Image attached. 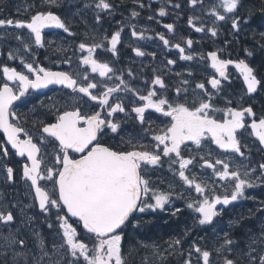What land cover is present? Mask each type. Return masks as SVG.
I'll use <instances>...</instances> for the list:
<instances>
[{
    "label": "snow or ice",
    "instance_id": "obj_1",
    "mask_svg": "<svg viewBox=\"0 0 264 264\" xmlns=\"http://www.w3.org/2000/svg\"><path fill=\"white\" fill-rule=\"evenodd\" d=\"M192 6L203 3V0H189ZM94 5L99 12L110 11L113 8L110 0H94ZM53 7H59V0H42L40 6L30 5L31 12L26 20H13L0 18V27H14L26 29L28 42L20 35L16 39L21 41L26 51H31L32 45L44 48L54 41H45L44 30L48 28L62 29L63 32L74 36L70 26L65 23L60 15L53 12ZM143 8L144 5L140 4ZM174 7L179 8L176 4ZM245 5L243 0H218L210 10V14L216 21H231V28L239 33L241 23H246L242 16L237 15ZM26 11H28L26 9ZM139 12L133 10L132 17L139 16ZM164 7L159 9V16H166ZM251 15V12H249ZM102 17L96 16L97 22ZM149 19H152L150 16ZM189 25L196 32H203V26L196 27L193 18L188 20ZM168 32L174 31L173 24H165ZM212 36L217 35V29H208ZM134 37L144 38V34L132 31ZM164 46L170 45V40L163 34H157ZM264 37V33L260 34ZM121 31H116L109 39L110 51L117 52L120 43ZM187 48L193 45L192 39H185ZM172 47L179 50L181 60H192L193 55L185 54V47L181 43H175ZM103 44L81 42L78 45L81 53L82 65L89 66L92 73H98L100 77H108L109 73H115L113 67L107 62H100L94 53ZM264 48V45H261ZM60 49H57L59 51ZM137 56H144L140 48L133 49ZM248 56L252 53L248 52ZM155 55V53H151ZM13 52L8 53V59H16ZM201 59L210 61V67L223 80H228L227 69L229 65L243 77L246 85V94L251 95L264 88V80L258 79L255 69L245 59L233 61L223 59L218 51H210ZM65 63H71L70 58ZM168 64H175V60H168ZM23 70H17L7 64L2 66L3 80L0 81V168L5 171L6 180L14 179V169L8 166L10 156H18L22 163V179L29 183L34 191V199L38 202L41 213L46 219L55 216V226L58 230L61 243L53 244V252L49 255L43 239L39 238L41 255L33 257L32 264H130L128 256L123 248V241L129 235L126 229L136 228L140 224L138 213L147 210H165L172 193L162 192L151 186L148 174L150 166L154 167L162 163V157L168 158L170 169H173L183 184L189 189H194L197 197L187 203V208L199 214V225H212L214 218L220 216L226 206L232 205L241 199H255L246 196V190L257 187V181L264 184V163L250 168L248 164L236 163L230 167L225 159L216 158L214 161L208 157L200 156L202 167L212 169L214 175L221 181H226L225 192L216 194L215 188H210L205 181L197 180L196 175L186 174L189 166L195 167L196 157L185 156L184 149L188 144L202 148L207 142L214 143L225 153H235L241 158L245 157L242 150L247 144L242 142L243 130L249 136L255 137L261 146H264V116L256 118L251 106L216 108L211 89L221 90V79L215 74L204 82L195 84L199 93L194 98L189 97L187 87H177L176 95L172 98L159 94V89H167L164 80L156 76L147 94H140L139 106L132 108L136 114L135 119L143 126L151 123L146 112L151 109L155 113L168 118L164 128L160 129L153 139L156 141L150 150L146 145L133 143L129 140L128 147H113L104 143V138L110 133L119 134L120 122L113 117L118 113H125V106L120 101L112 102L114 93L131 89L122 77H117L120 83L114 87H108L102 81H94L85 72L82 76L67 71H51L38 66L35 60L26 61L21 57ZM26 70V72L24 71ZM132 75L131 72L128 73ZM191 74V73H190ZM179 75V73L177 74ZM110 78V77H109ZM13 82L16 87L10 86ZM188 85V80L182 81ZM49 85H61L70 89L69 101L60 107H54L55 119L53 121H40L39 134L33 135L20 123V117L13 111L14 102L25 97L30 89L46 88ZM155 86H159L157 89ZM86 98V99H85ZM231 103V101H229ZM87 105V109L85 108ZM99 109V110H96ZM222 113L217 118L216 113ZM246 117L251 118L249 123ZM250 130V131H249ZM10 145V149L7 147ZM183 146V147H182ZM52 149L50 165L44 157ZM11 150H14L11 151ZM43 150V155H42ZM173 168V166H177ZM219 166V167H218ZM255 177V179H253ZM44 182V183H42ZM50 182L51 188L47 186ZM151 194V195H150ZM149 200L154 202H149ZM264 205V201H261ZM217 206H221L219 209ZM14 207V206H13ZM264 211V209H258ZM181 210L177 208L172 215ZM16 217L9 206L0 204V224L11 225ZM30 219V218H29ZM135 222V223H134ZM233 225L238 221H232ZM49 228L53 227L49 223ZM6 246H25L23 239L9 232L3 236ZM181 244L180 239H174L169 243L170 248ZM264 245V229L258 238H250L247 245L248 251H240L229 258L225 251L233 252L234 241L228 233H224L223 243L215 249L218 256L223 259V264H264V247L254 248L253 245ZM147 247V245H143ZM198 254L196 264H212V253L201 247H194ZM183 255V253H181ZM26 252H15L13 264H19L15 257H24V264H28ZM59 255V259L53 260V256ZM193 250L188 251V258L184 264H193L191 259ZM67 257V258H66Z\"/></svg>",
    "mask_w": 264,
    "mask_h": 264
},
{
    "label": "flooded vegetation",
    "instance_id": "obj_2",
    "mask_svg": "<svg viewBox=\"0 0 264 264\" xmlns=\"http://www.w3.org/2000/svg\"><path fill=\"white\" fill-rule=\"evenodd\" d=\"M61 1L66 2V0H59V7H53L51 10L64 19L65 23L70 26L71 32L75 33L74 36H70L68 33L63 32L62 29L48 28L44 30L45 41H54V43L50 45L46 43L44 48H39L33 44L31 51H26L21 41L16 39V36L20 35L24 38L25 42H28L26 29L0 27V81L3 80L2 66L5 64L17 68L18 71L23 70L21 57L26 61L35 60L38 66L45 67L51 71H67L74 75L79 73L81 76L87 72L94 81H102L108 87L118 85L120 81L117 77H122L129 87L135 91L124 90V86L120 85L121 91L114 93L111 98L112 102L118 100L125 106V113H118L113 117L114 121L120 122L119 134L110 133L103 141L113 147L126 148L128 147L127 142L129 140H132L133 143L146 145L150 150L154 147L156 141L153 139V136L160 129L165 127L168 118L149 109L146 112V116L151 123H145L142 126L139 121L135 119L136 114L131 110L142 103L139 100V95L147 94V91L153 87L152 81L156 76H160L167 86L166 90L159 89V86H155L159 89V94L172 98L176 95L175 89L177 87H187L191 99L200 91L196 89L195 93L193 92L195 84L204 82L208 77L215 74L209 62L206 59H201V56H206L210 51H218L223 59L239 60L229 51L231 48L229 49L227 40L231 27L230 20L223 22L215 21L212 20L210 16L204 15V13L195 12L192 8L189 10V8L184 5H180L179 8L174 7V5H144V7L141 8L140 6L127 7V2L121 4L119 3L120 0H112L113 8L106 12H99L98 10V14L102 19L99 22H97V20L94 21L92 28L89 29L88 26L91 21L88 22L86 17L83 19L84 22L83 20L78 21L77 17L70 18L67 14L68 12H66V6L63 5ZM87 2H89L90 6H95L91 1ZM87 2L81 3V1H79L75 6L77 11H82L84 9L83 6H86L84 4ZM20 4L23 5L22 0H17L16 3L11 2L9 5L2 3L0 6V18L26 20L31 12L35 11V9H30L29 6H40L42 0H26L24 6L25 9H29L28 13L18 8ZM161 7H164L168 13L164 17L159 16V9ZM135 8L142 12L143 15L132 17L130 13ZM150 16L152 19H149ZM190 18H193L196 27L203 26L205 31L196 32L195 28L188 23ZM169 23L174 25L173 32H168V30L164 28V25ZM211 28L217 29L216 36H212L211 32L208 31V29ZM118 30L121 31V39L120 43L117 45L116 54H113L110 51V44L108 41L111 35ZM133 30L137 33L142 32L144 38L140 39L134 37L132 35ZM157 34L165 35L166 38L170 40V45L167 47L164 46ZM189 38L193 41L191 48H187L184 43V40ZM81 42L103 44L104 47L98 48L94 56L100 62L109 63L110 67L114 68L115 73H109L108 77H100L98 73H92L89 66L82 65L80 63V57L86 55V53H81L79 51L78 45ZM175 43H181V46L185 47V54L193 55V59L181 60L179 50L171 46ZM135 48H140L145 55L137 56L135 51H133ZM57 49L60 50L57 51ZM10 51L16 55V59H8V53ZM151 53H155V55L153 56ZM69 58L71 63H65V60ZM168 60H175L176 63L170 65L167 63ZM24 71L26 72V70ZM129 72L132 73L131 76H129ZM178 73L179 75H177ZM227 73L229 77L228 80H223L218 74H215L217 78L221 79V90L219 92L215 89H211V85L206 84V87L214 94L213 103L215 107L223 109L225 107H239L241 105L243 107L251 106L256 114V118L264 116L263 88L252 95H248L246 94L242 76L238 72H234L231 68L228 69ZM261 73L262 72H256L257 78L264 80ZM185 79L189 81V84L186 86L182 84V81ZM9 84L14 88L16 87L13 82H9ZM70 95L74 94H71L70 89L64 88L61 85H49L46 88L30 89L25 97L14 102L13 111H16L20 117L18 123L22 124L35 138L39 134L40 121L54 122L55 109L53 106L60 107L66 102H70ZM229 101H231V103H229ZM87 107L88 106L85 105L86 109ZM216 116L220 118L222 113L218 112ZM246 120L249 123L251 122V118L246 117ZM240 132H243L242 142L247 144V148L242 149L245 152L244 158H241L235 153H225L224 150L219 149L217 145L211 142H207L200 149H197L195 145L189 143L188 147L184 149L183 154L186 157L195 156L198 163L194 162L195 167L190 165L189 172H186V174L191 175L194 173L198 182L205 181L210 188H215L216 194H223L225 192V187L221 186L219 183L225 184L227 182L219 180V178L214 175L212 169L202 167L203 161L200 160V156H205L207 158L208 153L211 152L212 155L210 158L213 161L216 158L225 159L227 162L231 160V162L248 164L250 168L257 167L259 163H264V150L261 149L259 143H257L252 136H249L247 132L243 130H240ZM2 138L3 135L0 133V139ZM7 147L10 149V145ZM11 151L14 152V150ZM48 152L49 154L45 156L44 159L45 162L50 165L52 149L49 148ZM249 161H254L255 165L251 162L247 163ZM7 164L14 169V179L11 181L6 180L5 171L0 168V202L2 204H9V208L13 211L16 219L9 226L0 224V232L7 233V235L9 232H12L18 239H24L23 233L19 231L18 226L24 222L23 217H28L32 223L31 226L34 225V228H30L34 234L25 242V246L23 247L14 245L12 248H9L6 246V242L3 241V249L5 250L0 258V264H13L14 253L19 251L26 252L28 254V264H32L33 257H39L41 255L39 239L36 234L39 235V238L43 239L49 255L53 252V244H60L55 242L58 232V230L55 229V216L46 219L45 214L41 213L38 202L34 199V191L30 189L29 183H26L25 180L22 179L21 158L18 156H10L7 160ZM176 167H178V165L173 166V168ZM148 178L154 189L162 192H170L172 195L169 203L165 205V210H147L144 213L137 214L140 220L139 226L126 229V232L132 236L135 234L138 235V233L140 235L143 232V227L146 222L152 221V224L155 226L159 223V220L177 219L179 215H182L188 217L194 235L196 234L199 238H210L213 233H209V227L215 228L218 224L228 229V225H231L232 221H241L245 219V217L247 218V215L253 214L250 210L251 206H255L254 210L257 216L264 214V211L258 210L264 209V205L261 204V201H264V190H260L258 194L255 190L251 192L247 189L246 196L255 194V202L248 206L242 203V199L233 202L232 205L224 208L222 214L214 219L212 225L202 226L198 224L199 214L186 206L188 202H191L192 198L197 197V194L194 189H189L187 185L183 184L175 171L170 169L168 158L162 157V163L160 165L154 167L150 166ZM253 179H255V177H253ZM47 186L51 188L50 182ZM17 195H19V199L15 198ZM16 201L18 203H16ZM149 202L151 203L154 201L149 200ZM14 205H16V207ZM217 207L219 209L221 206ZM177 208L181 211L176 213V215H172ZM235 208L237 211L232 213V209ZM229 211L231 212L230 214L228 213ZM241 215L244 216L241 218ZM49 223L53 224L52 228H49ZM223 227L220 228L222 231L217 233V236L223 235L225 232ZM234 231V229L229 228L227 233L230 234ZM193 246L196 247V245ZM59 258V255L52 257L53 260ZM15 260L18 261L19 264H24V257H15ZM47 260L48 258L45 257L44 264H47Z\"/></svg>",
    "mask_w": 264,
    "mask_h": 264
},
{
    "label": "rangeland",
    "instance_id": "obj_3",
    "mask_svg": "<svg viewBox=\"0 0 264 264\" xmlns=\"http://www.w3.org/2000/svg\"><path fill=\"white\" fill-rule=\"evenodd\" d=\"M11 1L13 2L15 0H11ZM25 1L26 0H22L23 5L20 4L19 8H21V7L25 8V6H24ZM79 1H81V3H84V2H87L88 0H66V2L65 1H61V2L63 3V5L66 6V12H68L67 14L70 18L71 17L72 18L77 17V20L80 21L86 17L88 22L91 21L90 25L88 26L89 29H91L93 26V22L96 21V16L98 15V10L95 8V6H90L89 2H87L84 5L88 6V8L86 6H83L84 9L82 11H77L75 6ZM137 1L143 2V0H137ZM0 2H2V1H0ZM153 2L157 3V0H151V3H153ZM133 3L137 4V2L135 0L133 1ZM147 3H150V2L147 1ZM158 3L163 4L165 6H172V5H175L176 3H179V4H182V5L186 6L187 8H189V10H190V8H192V10H194L195 12L204 13V15L206 14V15L210 16L212 20H215V18L210 14V10L214 4L218 3V0H203L202 4L198 3L196 6H192L190 4L189 0H160ZM26 9H28V8H26ZM88 18H90V20ZM83 22H84V20H83ZM241 30H243L242 26H241ZM258 65H260V64H258ZM260 68H261V66H260ZM261 72H262L261 73L262 76L264 77V67L261 68ZM250 162L255 165L254 161H249L247 163H250ZM229 163H230V166H232L233 164H236L237 162H234V161L231 162V160H229ZM219 184L223 187H225V185H226V183L225 184L219 183ZM257 185H258L257 187L248 189V191L253 192V190H255L258 193L260 190H264V184H261L260 182L257 181ZM18 196L19 195L15 196V198H18ZM248 197H255V199L254 200L253 199H242L241 200L242 203L246 204L247 206L249 204H252L256 200L255 194L250 195ZM16 203H18V202L16 201ZM0 204H2V203L0 202ZM5 205L9 206V204H5ZM14 206L16 207V205H14ZM254 207L255 206L250 207V210L253 214L247 215V218H249V219L252 218V220H253L252 227L249 228V226H248V229H245V231H244L245 234H247V235L249 234L248 235L249 240H250V238H258L260 236L261 230L264 229V214L261 216H257L256 211L254 210ZM236 211H237L236 208L232 209V213H234ZM228 213L230 214L231 212L229 211ZM243 216L244 215H241L240 217L242 218ZM23 221L24 222L18 226L19 227L18 229L20 232L23 233V238H24L23 240L25 242H27V240L34 234V232H32V230L30 229V228H34V225L31 226L32 223L30 222V219L28 217H23ZM238 222H240V221H238ZM150 226L153 227V224L150 223ZM235 226L236 225H233V224L228 225V229L229 228L234 229ZM222 227H223L222 225H218V224L216 225L215 228L209 227L208 231L210 234L213 233L212 237L209 239V237L206 236L208 238L207 243L203 244L202 246L196 245V247H201L202 249L209 250L212 253V255L210 257L212 264H218V263L223 264L222 257L218 256L215 252V249L218 248L223 243L224 233L228 232V229H225L223 227L225 232L223 233V235L217 236V233L222 231L220 229ZM43 228H45V227H43ZM260 228H261V230H260ZM167 229H168L167 232H169V231H174L176 228L172 226V227H167ZM5 235H7V233L0 232V258L3 255V252L5 250V249H3L4 248L3 236H5ZM136 236H137L136 248H134V246H132L130 248L131 255L128 256V260L130 261L131 264H134L135 262L137 264H158V257H159V254L161 252V248L165 252H167L165 246L166 245L168 246L169 243L171 241H173L172 237H168V238L158 239L157 240L158 244L156 242L148 243L147 240H144V239H142L143 237L139 236V233ZM249 240H248V243H249ZM124 241L127 242V237ZM29 242H30V240H29ZM248 243H246V244L248 245ZM143 245H147V247H144ZM247 245L245 248H243L240 245H238V244L236 245L234 243L233 252L225 251L224 255H227L228 257L231 255L233 257L234 255L238 254L241 250L244 252H247L248 251ZM194 247L195 246L188 248V249L193 250V255H192L191 259L193 260V264H196L198 254H196L194 252ZM253 247L254 248H260V247H264V245L257 244V245H253ZM128 253H129V251L127 252V254ZM194 255H196V256H194ZM187 258H188V254L185 256V259H187ZM200 264H202V260L200 261Z\"/></svg>",
    "mask_w": 264,
    "mask_h": 264
},
{
    "label": "trees",
    "instance_id": "obj_4",
    "mask_svg": "<svg viewBox=\"0 0 264 264\" xmlns=\"http://www.w3.org/2000/svg\"><path fill=\"white\" fill-rule=\"evenodd\" d=\"M243 3L245 7L240 10L238 15L249 21V27H251L249 31H253L243 33L242 35L235 33L232 34L235 37L232 42V51L239 56H248L247 53L251 52V57L254 62H252V65L256 72H261V68L264 67V48L261 47V45H264V37L260 35L261 31L264 30V0H243ZM249 12H251V15H249ZM257 63L260 65H257ZM252 221L253 220H251V218H245V220H241L238 222V224H236L234 228L235 231L229 234L236 245L238 244L243 248L246 247V243H248L249 240V234H245L244 231L245 229H248V225H250L249 228L252 227ZM150 223L152 224V221L145 223L143 232L139 235L143 237L142 239L147 240L148 243H157L158 239L168 237H172V240H181V244L175 246L174 248H170L169 245H166L165 248L167 252L161 248V252L158 257V264H184L185 256L188 254V251L190 250L188 248L190 246L199 245L201 243L205 244L208 242V238H199L196 234L194 236V231L190 226L187 216L184 217L179 215L177 219L159 220V223L155 226L153 225V227H151L152 225L150 226ZM172 226L176 229L174 231L167 232V227ZM181 230L183 231L180 233ZM128 236L127 252L130 251L132 246L136 248L137 245L136 234L131 236L130 239H128ZM181 253H183V255ZM229 258H232V256H229ZM134 264L137 263L135 262Z\"/></svg>",
    "mask_w": 264,
    "mask_h": 264
},
{
    "label": "bare ground",
    "instance_id": "obj_5",
    "mask_svg": "<svg viewBox=\"0 0 264 264\" xmlns=\"http://www.w3.org/2000/svg\"><path fill=\"white\" fill-rule=\"evenodd\" d=\"M251 27H249V29H250ZM258 34H260V33H258ZM254 63V62H253ZM243 220H245V219H243ZM251 220H252V218H251ZM255 221V220H254ZM253 222V221H252ZM257 223V222H256ZM186 226V225H185ZM260 230H261V228H260ZM183 230H181L180 231V233L182 232ZM196 231V230H195ZM248 232V231H247ZM209 235V234H208ZM193 236V235H192ZM195 236V235H194ZM198 238V237H197ZM205 238V237H204ZM184 239V238H183ZM199 240V239H198ZM205 240V239H204ZM179 254V253H178ZM178 264V263H177Z\"/></svg>",
    "mask_w": 264,
    "mask_h": 264
},
{
    "label": "water",
    "instance_id": "obj_6",
    "mask_svg": "<svg viewBox=\"0 0 264 264\" xmlns=\"http://www.w3.org/2000/svg\"><path fill=\"white\" fill-rule=\"evenodd\" d=\"M230 66H233V65H230ZM234 67V66H233ZM235 69V68H234ZM236 72H238L236 69H235ZM254 94V93H253ZM255 138V137H254ZM256 139V138H255ZM262 148L264 149V146H262Z\"/></svg>",
    "mask_w": 264,
    "mask_h": 264
}]
</instances>
